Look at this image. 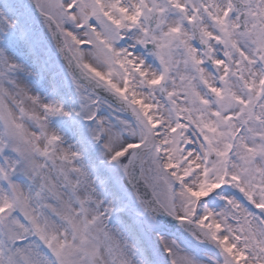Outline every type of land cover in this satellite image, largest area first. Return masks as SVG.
<instances>
[{
    "label": "snow or ice",
    "instance_id": "obj_1",
    "mask_svg": "<svg viewBox=\"0 0 264 264\" xmlns=\"http://www.w3.org/2000/svg\"><path fill=\"white\" fill-rule=\"evenodd\" d=\"M160 255L264 264V0H0V264Z\"/></svg>",
    "mask_w": 264,
    "mask_h": 264
},
{
    "label": "rangeland",
    "instance_id": "obj_2",
    "mask_svg": "<svg viewBox=\"0 0 264 264\" xmlns=\"http://www.w3.org/2000/svg\"><path fill=\"white\" fill-rule=\"evenodd\" d=\"M39 41L41 43H39ZM42 41H43L42 38L41 39H38L36 41L37 56H38V58H39V60H40L41 63L45 62L47 60V58H49V57H51V59H53L50 54H47V51L45 50V46H43V44H42L43 43ZM61 69H62V67L59 64H56L55 62H54V66H51L50 67V70L51 71L58 73V75H57V82L60 85V87L65 91L66 96L67 97H72L73 96V93H72V85H71V82L68 79V77L64 74L65 71L64 70H61ZM67 107H69V108H75L76 105L74 103H72V100L71 99H69V101L67 103ZM65 123L67 124V123H70V122L65 121ZM80 124L83 127H86L87 126V122L81 121ZM66 138L70 141L71 140V133H69ZM172 237H174V236L172 234H170V238H172ZM186 249L190 253L195 254V256L198 259H201V260H203L206 255H209V254L210 255H215L211 251L204 250V249H202L200 247H197V246L193 245L190 242H188L186 244ZM158 252H159V249H158ZM159 259H160L161 264H165V259H164V257L162 255L159 256Z\"/></svg>",
    "mask_w": 264,
    "mask_h": 264
},
{
    "label": "water",
    "instance_id": "obj_3",
    "mask_svg": "<svg viewBox=\"0 0 264 264\" xmlns=\"http://www.w3.org/2000/svg\"><path fill=\"white\" fill-rule=\"evenodd\" d=\"M39 26V25H38ZM58 59H59V61L64 65V63H63V61H62V59H60L59 57H58ZM64 67L66 68V66L64 65ZM177 227H179V225H177ZM169 231H171L172 233H174V234H176V235H178V233H176V230L175 229H170ZM209 247V246H208ZM211 248V247H210ZM212 249V248H211ZM214 250V249H213Z\"/></svg>",
    "mask_w": 264,
    "mask_h": 264
}]
</instances>
